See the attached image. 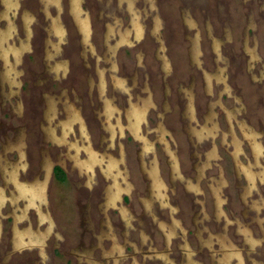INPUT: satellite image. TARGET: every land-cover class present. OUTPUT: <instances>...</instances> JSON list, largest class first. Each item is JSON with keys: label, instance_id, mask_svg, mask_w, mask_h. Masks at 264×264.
Returning <instances> with one entry per match:
<instances>
[{"label": "rangeland", "instance_id": "obj_1", "mask_svg": "<svg viewBox=\"0 0 264 264\" xmlns=\"http://www.w3.org/2000/svg\"><path fill=\"white\" fill-rule=\"evenodd\" d=\"M40 1L18 0L16 9L8 16L17 25V32L12 31L9 35V41L15 40V43L18 42L17 39L24 37L22 12L28 10L34 19L31 22L30 40L33 50L23 49L15 60L10 57L15 67V85L10 94H6L9 85L7 81H3L4 84L0 82V154L8 159L17 158L16 147L9 148L6 138L13 139L21 130L24 133V143L22 140L20 147L24 144V150L27 152L26 158L22 159L20 166L18 165L19 179L16 176L10 180L6 175L2 180L3 175L0 173V186L6 191L7 199V202L0 206V264H190L184 262L185 255L191 258L192 264H264V180L257 178L255 186L248 190L244 175L236 171L231 155L233 141L227 132L223 110V106L235 109L236 120H243L257 134L258 141L263 146L259 165H264V0H154L155 7L151 6V0H132L144 24L143 35L121 44L112 56L107 53L101 29L109 19V12H113L121 20L117 29L128 24L130 11L127 4L124 0L122 3L116 0H84L83 13L88 15L91 23L98 26L99 36L101 33V46L95 48L100 56L98 65L104 68V84L98 80L95 59L88 50L87 63L82 61L79 34L72 22L68 0H60L65 27L63 40L60 42L61 49L50 58L53 60L63 57L68 61V65L66 71H60L57 75H53L46 68L45 49L49 42H56V38L47 31L48 18L44 15ZM106 3L110 6L106 7ZM101 9L104 11L102 18L98 15ZM55 10L54 6L49 5L50 15L55 16ZM156 14L162 18L160 38L170 62L168 72H164L161 67L157 54L158 41L151 33L152 18ZM132 17H135L134 14ZM112 22L119 20L113 16ZM193 22L196 28L192 25ZM7 25L5 18L0 19V26ZM197 30L202 52L199 56L200 66L193 59V37ZM209 33L221 41L217 53L212 48ZM121 38L128 39V36L123 34ZM70 43L79 47V50H76L78 54L74 53L75 59L64 52L66 44ZM247 47L253 48L256 53L254 60L250 58V61H253L251 64H248ZM35 48H38L36 53L33 52ZM32 57H35L37 62L33 61ZM77 57L82 58L86 72L78 83H73L69 76L74 67L73 60H77ZM2 64L0 57V69ZM218 66L223 68L224 79L231 90L229 94H225L220 84L213 81L211 93L217 113L215 121L218 122V129L199 140L189 133V122L183 114L186 101L182 98L180 86H189L194 76L196 90L206 92L202 70L215 71ZM217 71L216 77L222 72ZM113 73L123 79V88L113 86L110 80ZM67 78L68 80H65ZM51 82L54 85V93L61 96V101L65 100L62 97L65 94L74 108L79 110L91 148L104 149L118 160L121 158L119 167L113 160L117 164L115 169H120L121 176L130 186L127 185L113 202L105 201V187L110 184L111 178L104 175L105 178L101 174L102 169L94 167V180L87 184L85 173L78 174L72 165V159L66 155L69 145L76 142L75 139L88 146L85 134L80 133L79 121H74L72 129L67 131L65 140L60 144L48 138L45 140L43 134L39 135V143H31V140L36 138L33 133L35 129L29 128V131H32L29 132L24 125H19L24 121L18 122V112L21 116L27 114L24 117L26 119L28 115L29 119L32 116L34 106L24 102L29 92L32 93L31 89L36 84L39 87L35 92L43 90L50 93L47 88H52ZM23 83L25 87L22 88ZM101 85L103 86L100 87ZM149 91L152 104L147 112L146 123H142L141 131L153 142V150L144 154V160L148 165L151 156L156 155L159 172L167 188V201L161 203L157 197H151L150 206L145 207L141 199L150 196L149 176L141 166L139 140L125 126L127 119L124 108L128 94L133 100H137L139 96H148ZM254 91H258L260 95V107L256 104ZM63 92L65 93L62 94ZM175 94L178 95L171 98ZM235 97L240 98V102H237ZM105 98L112 99L121 110L120 118L124 124L123 130L118 129L121 132L116 129L112 142L109 132L103 131L104 127L99 121L100 118L104 119L101 104ZM16 101H20L21 106L12 108L11 103ZM252 101H255L254 104ZM62 102L58 101L59 118L63 116L64 111ZM65 104L66 109L67 103ZM203 110L206 111V105ZM114 120L113 116L112 121ZM200 120L202 121L203 117L198 119V123ZM160 121L162 127L169 132L164 134V139L172 150L176 149V155L183 161L184 167L180 165V174L174 177L168 164L164 142L157 137ZM92 122L98 128L97 135L90 125ZM40 123L35 126L38 133ZM232 123L235 124L236 121L233 120ZM11 126L13 128H10ZM57 126L58 132L56 131L55 135H60L59 124ZM236 135L240 137L237 131ZM212 141L216 145L218 156L210 159L203 173L199 172L200 168L197 166L201 159L203 160L205 150L212 148ZM30 150L33 151L31 157ZM237 154V159L242 163L254 161L246 141H242ZM22 155L24 156L23 151ZM83 155L84 152L79 151V156ZM95 161L92 159V162ZM99 161L97 160L98 163ZM54 165H61L69 175L73 174L71 179L57 183L51 173ZM92 166L93 163L90 168ZM220 170L225 184L222 186V211L216 213L209 185L212 179L219 178ZM37 173L45 185V196L42 201H37L42 214L46 215L42 219L37 216L36 206L21 213L27 198L15 196V183H31ZM258 173L259 177H263V172ZM182 175L197 178L199 190H187ZM25 179L28 181L23 182ZM248 179L250 183H254L255 177L251 175ZM120 181L124 184L122 179ZM99 185L100 189L95 198L91 201L83 200L85 193H90ZM122 209L126 210V218ZM17 212H20V215ZM14 223L20 228H26L29 224L31 230L43 234L42 238L39 237L33 245L21 244L13 248L9 241ZM172 226L174 227L170 230ZM114 242L118 247L112 248ZM229 250H234L238 257L235 255L229 261L224 260V252Z\"/></svg>", "mask_w": 264, "mask_h": 264}, {"label": "flooded vegetation", "instance_id": "obj_2", "mask_svg": "<svg viewBox=\"0 0 264 264\" xmlns=\"http://www.w3.org/2000/svg\"><path fill=\"white\" fill-rule=\"evenodd\" d=\"M80 1V10L78 11V9L75 8V6L73 5V0H68L69 3V7H70V11L72 14V22L74 23L78 34H79V38L78 40L80 41V46L81 47V56L83 57L82 61H86V52L88 50V52L90 53V55H92V58L95 59V64H96V75L98 76V80L99 82H102V84H104V75L105 73H103L104 68H100L98 65V61H99V55L96 53V48L99 47V45L101 46V42L99 41V29L98 26L94 23H91L90 18L88 17L87 14L83 13V3L84 0H79ZM119 3H122V0H116ZM125 3L127 4V8L130 11V20L128 22V24L123 25L121 28L117 29V26L121 24V20L119 17H117L113 12H109L108 16L109 19L106 20L105 22V26L103 24L101 31L103 30V35H104V43L107 49V53L108 55H113L115 52V49L118 48L121 44L123 43H127L130 41L131 38H139L143 35L144 32V24L141 20V16H140V12L139 10L136 9L135 5L133 4L132 0H124ZM150 1V0H149ZM41 4L43 5V12L44 15L46 16V18H48V22L46 25L47 31L54 34L55 38H56V42H49V46H46L45 49V66L48 70L51 71V73L53 75H57L60 71H66L67 65H68V61L63 58V57H59V58H54L53 60H51L50 58L52 54H54L55 52L58 53L59 48L61 49L60 46V42L63 40V36L65 33V27L63 24V17L61 14H64V12L62 11V7L60 4V0H41L40 1ZM151 6L155 7L154 5V0L150 1ZM0 19H4L7 22V26L2 27L0 26V57L2 59V68L0 69V82L3 83V81H7L8 88H7V92L6 94H10L12 91V87L13 83H15V67L13 65V63L10 60V57L12 56L15 60V57H19L20 53H22L23 49H31L33 50V48L31 47V36H32V29H31V22L34 19V16H32V14L28 11V10H24L21 14V21L23 24V28L24 30H26L24 32V37L17 39V43H15V40H13L12 42L9 41V38L11 36L10 33L12 31L17 32V25L14 22V20L12 21L8 16L10 12H13L14 9H16V6L18 5V0H0ZM49 5L54 6L55 7V11L57 12V14L55 16H52L49 14ZM71 5V6H70ZM105 6L109 7L110 4L106 3ZM72 7V9H71ZM78 13V14H75ZM100 14V15H99ZM104 14L103 9H101L98 13L99 17L102 18ZM132 14H134L135 17H132ZM82 15V16H81ZM102 15V16H101ZM113 16L116 17L119 22H112ZM83 17V18H82ZM85 17V19H84ZM98 17V20L100 21L101 19ZM134 18V19H133ZM25 19V20H24ZM82 20H85L88 24L85 27L83 26ZM28 21V22H27ZM156 21L158 23V29L156 30L155 27V22ZM89 22V23H88ZM15 23V24H14ZM136 25H140L141 26V32L140 34H137V32L135 31L134 27ZM162 24V18H160V16H158V14H156L153 18H152V26H151V33L154 36V38H156V40L158 41V51L157 54L161 60V67L163 69L164 72H168V70L170 69V62H169V58L167 57V55L165 54V46L164 43L162 41V39L160 38V28ZM192 25H194V27L196 28V25L194 24V22L192 23ZM88 27V35L87 37L84 36V30H82V28H86ZM155 31V32H154ZM117 32V35H116ZM156 33V34H155ZM123 34L128 36V39H124L121 38L123 36ZM210 34V40H211V44H212V48L213 50L217 53L219 51V46H220V39L214 37V35L212 33ZM213 35V36H212ZM9 36V37H8ZM27 37V38H26ZM115 37V38H114ZM109 38H112V40H110ZM194 41H193V54L194 57L193 59L196 61L197 65L200 66V62H199V56L202 54L200 48H199V43H200V38H199V32L198 30L195 33V36L193 37ZM124 39V40H123ZM91 40V41H90ZM45 41H48L47 39H45ZM247 41V40H246ZM29 42H30V47H29ZM94 43H97L98 45L95 46ZM67 48L66 50H64L65 55H70L74 57V53H77L76 50H79V47L75 46L74 43H70V44H66ZM88 47V48H87ZM96 47V48H95ZM38 50V48L34 49V53H36ZM248 64H251L255 59V50L253 48H248ZM78 54V53H77ZM252 57V60L250 61V58ZM31 57H29L28 59L31 62ZM77 60H73V64L74 67L70 73V81L73 83H78L80 79H82L81 77L84 75L85 71V66H83L82 61L79 57H77ZM33 61L37 62V60L35 59V57H32ZM75 59V57H74ZM250 61V62H249ZM87 63V61H86ZM115 67V66H114ZM220 70L222 71L220 73V75L218 77H216V75L218 74V71ZM202 77H203V82H204V91L200 92L198 90H196V79L193 76L191 83L189 84V86H184L181 85L180 86V90L182 92V98L186 101V105L183 109V114L186 117V120L188 119L189 122V133L197 138V139H202L204 137H207L208 134L215 132V130L217 131L218 129V125L215 121L216 117H217V113L214 110V103H213V97H212V85H213V81H215L217 84L219 83L222 89V92H224L225 94H229L231 87H229L227 85L226 80L224 79V70L223 68H221L220 66H218V68L215 71H207V70H202ZM111 82L113 84L114 87H118V88H123V86L125 85L123 83V79H121L120 77H117L114 73L111 74ZM125 78V77H122ZM47 79V76L45 78V80ZM65 80H68L65 79ZM219 81H222V83H220ZM40 82V81H37ZM47 82V81H46ZM17 83V82H16ZM28 83V82H27ZM26 83V87L28 88V84ZM4 84V83H3ZM48 85V83H47ZM4 85H2L3 87ZM41 86H44L43 84H41ZM103 85H101L100 87H102ZM25 87V84L23 83L22 88ZM37 87H39L38 85H34V87L31 89V92H29V94L27 95L28 98H26L27 100H24V102L27 103H31L34 106L33 113L31 118L29 119V115L27 116V119L24 118L27 114H25L24 116H21V113L18 112V114L20 116H17L18 122H22L24 121L22 124L19 125H24L26 130L29 131V128H33L35 130H33V133L35 134L36 138L31 140V143H35L37 144V142L39 143L40 140L39 139V135L43 134L44 139L46 140V138L51 139L52 142H59L57 144H60V142H63L65 140L67 131L72 129V126L74 124V121H79V130L80 133L85 134V138H86V126L84 121L82 120V118H80V113L79 110H76V108H74L73 104L71 102H69V100L65 97V92H63L62 94H64L62 97H64V101H61V96H58L57 94L54 93L55 89L53 88L54 85H52L51 82V89L47 88V90H50V93L48 91H43L41 90V92H35ZM48 87V86H47ZM236 90V88H233ZM238 90V89H237ZM4 92V91H3ZM148 92V90H147ZM166 93L168 94V87H167V91ZM148 96L145 97H138L137 100H133L131 98V95L128 94L127 95V104L125 105L124 108V115L126 116V124L125 126L129 128V130L131 131L132 135L137 138L139 140L140 143V159H141V166L143 169H145L147 171V175L149 176V195L148 197H142L141 201L143 203V205L145 207H149L150 206V198L151 197H157L161 203L164 201H167V196H166V192L165 190L166 185L164 180L162 179L160 172H159V167H158V162H157V158L156 155L153 154L151 156V162L147 165V163H145L144 160V154H146L149 151L153 150V142H151V140L147 137L144 136L142 134L141 131V127H142V123H146V117H147V112L148 109L150 108L151 104H152V99H151V93L149 91ZM252 94V93H251ZM35 95V96H33ZM176 95H172L171 98H175ZM254 95L256 97L255 101L256 104L260 107L261 106V101H260V95L258 93V91H254ZM174 96V97H173ZM240 96V95H239ZM132 100H131V99ZM240 98L235 97V100L237 102H240L239 100ZM58 101H60V103L62 102V105L64 107V111H63V116L59 118L58 112H59V108H58ZM112 99H107L105 98L104 100H102V104L101 107L103 108V115H104V119H99L102 127L103 131L105 132H109V135L111 137L110 141L112 142L113 140V136L114 133L116 131V129L118 130H123L124 128V124L121 122V110L114 104V101L112 102ZM180 97L178 99V103L180 105ZM219 101V100H217ZM252 101L251 103L255 102ZM260 101V102H259ZM20 101H16L15 103H11L12 108H14V106L19 105L21 106V102ZM65 103H67V107L65 109ZM220 103V102H219ZM23 104V103H22ZM65 104V105H64ZM221 104V103H220ZM254 104V103H253ZM206 105V111L203 110V108H205ZM208 105V107H207ZM26 106V105H25ZM28 106V105H27ZM235 106V105H234ZM236 107V106H235ZM29 108V107H28ZM239 109V108H238ZM260 109V108H259ZM258 109V111H259ZM180 110L182 111V108L180 107ZM223 110H224V115H225V123L227 124V132L229 133L231 140L233 141V151L231 153L235 165H236V171L238 172V174H243L245 179L247 180L246 182L248 183V186L246 187L248 190H250L251 188H253L255 186V181L257 178H262V180H264V165H259V157L262 153V149L263 146L262 144L258 141L257 138V134L255 132L252 131V129L246 125V123L243 120H236L235 117V109L231 108V107H225L223 106ZM237 110V107H236ZM240 110V109H239ZM180 111V113H181ZM260 113V112H259ZM113 116L115 117L114 122L112 121ZM259 116V115H258ZM203 120H200V123H198V119L202 118ZM80 118V119H79ZM99 118V116H98ZM261 119V117L259 118ZM233 120L236 121L235 124H233ZM41 121V123L39 122ZM175 121V119H174ZM17 122V124H18ZM40 123V133L37 132L36 130V125L39 126ZM176 122V121H175ZM59 124V130H60V135H55L56 131L58 132V125ZM132 124V125H131ZM174 124V122H173ZM94 129H95V135H97L98 133V128L96 127V124H93V122L90 124ZM13 126H17V125H13ZM13 126H11L10 128H13ZM23 126V127H24ZM175 126V124H174ZM173 126V127H174ZM235 126H236V130H235ZM238 127V129H237ZM24 128V130H25ZM157 137L159 139H161V141L164 142V148L167 154V158H168V164L170 166L171 169V174L174 177L175 175H179L180 171H179V166L180 167H184L183 165V161H180V157L178 158V156L176 155L175 151L176 149L172 150L169 143L164 139V134L169 133L167 131V129H165L164 127H162V122L160 121V125H158L157 127ZM118 130V131H119ZM236 131L240 134V137L236 135ZM8 132V131H7ZM32 132V131H29ZM70 132V131H69ZM121 132V131H119ZM23 130H21L20 132H18L17 136H15L13 139H8L6 138V142L7 144H9V148H13L16 147V150L18 151L17 154V158L15 159H8L6 158L4 155L0 154V173L2 176V180L3 177H5L6 175L9 176L10 180H13L16 178V176H18L19 179V166L20 163L22 161V159L26 158V150H24V144L22 147H20V145L22 144L21 141L23 140L24 143V138L22 139L23 136ZM68 136V135H67ZM225 136V133H224ZM102 138L105 139V137L103 136ZM223 143L226 142V138H223ZM76 142H73L71 145H69V149L67 150V156L72 159V165H74L76 171L78 174L81 175V173H85L86 175V183H90V181H93L94 179L92 178V174L94 171V167H98L100 169H102V175L104 176H109L111 178V182L110 184L107 185L106 189V193H105V201L109 202H113L116 198H118L120 196V193L122 191H124L126 189V186H130L129 184H127L126 179L123 178L121 176L120 173V169H115L116 165L118 164L119 167V162L121 161V158L118 160L116 156H114L113 154H111L110 152H107L106 150H102V149H95V148H91L90 146V142L89 140L86 141L88 142V146H85L84 144L80 143V140L75 139ZM78 141V142H77ZM242 141H246L248 143L250 152L252 154V157L254 159L253 162L251 161H247V163H242L240 162L239 159H237V152L240 150ZM144 145V146H143ZM217 145L220 146V143L217 141ZM22 148V150H21ZM39 152V148L37 149ZM22 151L24 152V156L22 155ZM71 151V152H70ZM79 151H83L84 155L83 156H79ZM236 154V155H234ZM30 157L33 155V151L30 150L29 153ZM121 155H122V151H121ZM114 156V157H112ZM218 156V152H217V148L216 145L213 143L212 141V148L208 147L205 150L204 156H203V160L201 159V161L199 162L200 164L197 166V168L199 169V172L201 171L202 173L204 172V168L209 164L210 159L211 158H215ZM237 156V157H236ZM236 157V158H235ZM220 158V157H219ZM257 158V159H255ZM92 159H94L95 162H92ZM200 159V158H199ZM97 160H100L99 163L97 162ZM117 163H115L114 161ZM93 163L92 168L91 165ZM181 163V164H180ZM116 164V165H115ZM19 165V166H18ZM108 165V166H107ZM254 166H257V168H255ZM7 167V168H5ZM186 169V167L184 168ZM7 170V171H6ZM3 171H5L3 173ZM261 171L263 172V177H259L258 176V172ZM52 176H54V178L56 179L57 183H63L66 180H70L71 179V175H69L67 173V171L64 169L63 166L61 165H54L52 168ZM255 177L254 183H250L248 177L250 176ZM104 176V177H105ZM69 177V178H68ZM106 178V177H105ZM183 178V182L186 185V189L187 190H191V191H198L199 190V185H198V181L197 178L192 179L191 177H184L182 175ZM124 181V184L121 183L120 180ZM9 179H6V181H8ZM33 180V181H32ZM30 180L32 181L31 183H29L28 185H20L15 183L17 186H15V188L17 189L16 192V197L18 198H27L26 199V205H24L25 207L21 210V213H24L26 209H28L29 207H35L36 206V213L37 216H39L40 219H42V217H46L45 214H42V211L39 209L38 206V202L42 201V199L45 196V185L44 182L42 181V179H40L39 174L37 173L33 179ZM24 181H28V180H23ZM126 184V185H125ZM225 184V180L222 176V172L220 170V175L219 178L217 180L212 179V181L210 182V187H211V191H212V197L214 200V205H215V212H220L222 211V199H223V195H222V186ZM4 185V183H3ZM2 185V186H3ZM77 188L79 189L80 187L77 186ZM77 189V190H78ZM100 189V185L94 189L91 190L90 193L88 194H84L85 196L83 197L84 199H87V201H91L93 198H95L98 194V190ZM6 190V188H5ZM6 192V191H5ZM79 192H81V190L79 189ZM83 194V193H81ZM112 197V198H108V196ZM6 199V195H4V191L2 190L1 186H0V206L2 204H4V202L7 200ZM11 199V197H10ZM89 199V200H88ZM5 200V201H4ZM38 201V202H37ZM7 202V201H6ZM84 202V201H83ZM106 202V205H107ZM258 202V201H257ZM38 203V204H37ZM252 203V202H251ZM84 205H86V202H84ZM27 207V208H26ZM79 207V205H78ZM255 208L257 207L256 205L254 206ZM91 211L89 210V213ZM122 212L124 214V217L126 218L127 213L125 209H122ZM23 215V214H22ZM82 213L80 212V217H81ZM217 217V216H216ZM16 225V224H14ZM13 225V227H14ZM30 225L28 224V226L26 227L27 229H29ZM166 227V225H165ZM174 226L171 227L170 230L173 229ZM32 229V228H30ZM12 234L10 237V241L11 242V246L13 248H16L18 246L22 245H33L32 243H34L35 241L37 242L39 237L40 239L42 238L43 234H29V232L23 230H19L17 228H12ZM37 231V230H35ZM243 234H245L243 232ZM113 247L112 248H116L118 247V245L114 242L113 243ZM236 255V257H238V254L235 253L234 250H229L228 252H224V260H228L231 259L232 257H234ZM184 262L187 263H191V258L187 255L184 256Z\"/></svg>", "mask_w": 264, "mask_h": 264}, {"label": "bare ground", "instance_id": "obj_3", "mask_svg": "<svg viewBox=\"0 0 264 264\" xmlns=\"http://www.w3.org/2000/svg\"><path fill=\"white\" fill-rule=\"evenodd\" d=\"M70 3H73V5L75 6V8L76 9H78V11L80 10V1L79 0H73V2H70ZM71 6V5H70ZM71 9H72V7H71ZM73 10V9H72ZM75 14H78V13H75ZM82 16V15H81ZM83 18V17H82ZM84 19H85V17H84ZM134 19V18H133ZM25 20V19H24ZM28 22V21H27ZM155 22V29L157 30L158 29V23L156 22V21H154ZM82 23H83V26L85 27L86 25H88V24H86L87 22L85 21V20H82ZM89 23V22H88ZM134 29H135V31L137 32V34H140V32H141V26L140 25H136L135 24V27H134ZM82 30H84V36L85 37H87V35H88V27H86V28H82ZM26 30H24V32H25ZM27 38V37H26ZM132 125V124H131ZM22 145V144H21Z\"/></svg>", "mask_w": 264, "mask_h": 264}, {"label": "crops", "instance_id": "obj_4", "mask_svg": "<svg viewBox=\"0 0 264 264\" xmlns=\"http://www.w3.org/2000/svg\"><path fill=\"white\" fill-rule=\"evenodd\" d=\"M29 183H27V184H25V185H28ZM21 185V184H20ZM24 185V184H23ZM2 188V190L4 191V188L3 187H1ZM4 195H6V193H5V191H4ZM5 201V200H4ZM18 213V215H20V212H17ZM0 220H1V218H0ZM14 224H16V223H14ZM13 224V225H14ZM13 225H12V228H13V230H14V228H17V229H19V230H25L26 232L28 231L29 232V234H37V231H35V230H31L30 228L29 229H27V228H20L19 226H17V225H14V227H13ZM0 230H1V223H0ZM13 232V231H12Z\"/></svg>", "mask_w": 264, "mask_h": 264}]
</instances>
